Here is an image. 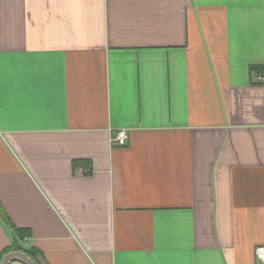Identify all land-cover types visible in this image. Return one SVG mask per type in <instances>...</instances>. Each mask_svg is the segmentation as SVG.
<instances>
[{"label": "crops", "instance_id": "1", "mask_svg": "<svg viewBox=\"0 0 264 264\" xmlns=\"http://www.w3.org/2000/svg\"><path fill=\"white\" fill-rule=\"evenodd\" d=\"M262 75L264 0H0V261L264 264Z\"/></svg>", "mask_w": 264, "mask_h": 264}, {"label": "built area", "instance_id": "2", "mask_svg": "<svg viewBox=\"0 0 264 264\" xmlns=\"http://www.w3.org/2000/svg\"><path fill=\"white\" fill-rule=\"evenodd\" d=\"M258 81H264V76H257ZM128 140V133L125 129H120L114 136V142L119 145H125ZM255 257L264 263V245H259L255 249Z\"/></svg>", "mask_w": 264, "mask_h": 264}, {"label": "water", "instance_id": "3", "mask_svg": "<svg viewBox=\"0 0 264 264\" xmlns=\"http://www.w3.org/2000/svg\"><path fill=\"white\" fill-rule=\"evenodd\" d=\"M20 260L25 264H36L33 258L26 252L20 250H12L7 252L0 261V264H9L12 260Z\"/></svg>", "mask_w": 264, "mask_h": 264}, {"label": "trees", "instance_id": "4", "mask_svg": "<svg viewBox=\"0 0 264 264\" xmlns=\"http://www.w3.org/2000/svg\"><path fill=\"white\" fill-rule=\"evenodd\" d=\"M17 232H19V234L22 235V233H23V229H17ZM15 249L23 250L24 252H26V253L32 255V253H31L30 251H28V250L21 249V248H15ZM32 257L34 258L33 255H32Z\"/></svg>", "mask_w": 264, "mask_h": 264}]
</instances>
